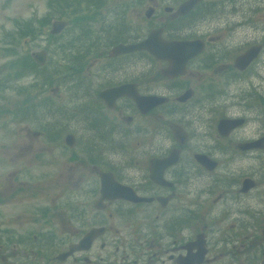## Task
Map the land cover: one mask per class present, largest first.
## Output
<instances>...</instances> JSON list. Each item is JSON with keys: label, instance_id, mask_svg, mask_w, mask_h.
Listing matches in <instances>:
<instances>
[{"label": "flooded vegetation", "instance_id": "obj_1", "mask_svg": "<svg viewBox=\"0 0 264 264\" xmlns=\"http://www.w3.org/2000/svg\"><path fill=\"white\" fill-rule=\"evenodd\" d=\"M151 1L156 23L146 30L117 36L101 23L69 40L75 26L65 24L48 37L60 48L65 36L69 47L68 73L57 78L67 94L55 106L62 138L53 139L58 151L50 158L68 162L57 171L67 179L53 203L35 208L26 235L0 234V264H264L262 0H196L182 14L185 0ZM151 29L199 50L184 62L181 43L170 59L109 54ZM78 40L94 57H78ZM28 57L34 62L33 53L15 56L12 68ZM121 86L123 93L110 96L107 90ZM134 95L165 100L142 112ZM37 102L38 122L47 129L49 105ZM101 173L111 175L103 195ZM116 185L123 196L112 194Z\"/></svg>", "mask_w": 264, "mask_h": 264}, {"label": "rangeland", "instance_id": "obj_2", "mask_svg": "<svg viewBox=\"0 0 264 264\" xmlns=\"http://www.w3.org/2000/svg\"><path fill=\"white\" fill-rule=\"evenodd\" d=\"M160 1L165 5L173 3V0ZM151 5V0H0V234L4 239L8 235L19 238L32 230L31 218L35 208L53 203L67 179L64 174L60 179L57 171L64 172L68 166L62 165L68 162L63 158L57 159L56 163L50 160L58 151L52 141L58 142V138H62V129L56 125L61 114L55 106L57 100L65 101L64 96L67 95L63 88H57V78L68 73L65 59L69 57V47L65 45V40H70L75 32L79 39L81 31L94 30L101 23L113 26L117 36L132 28L146 30L156 23L155 15L145 17V11ZM257 6L264 11V0L257 2ZM58 13L60 16L56 17ZM55 19L64 20L70 28H82L68 30L69 34H65L67 38L64 36L60 40L64 42L60 48H56L59 39L53 42L46 33ZM45 21V34H35L33 30ZM84 46L78 40V57H94V50L83 49ZM39 50L47 57L45 70L43 67L39 69L36 62H29L27 67L16 66V70L23 71V75H10L15 56ZM71 50L73 54L77 53L75 49ZM42 98L50 109L48 121L43 119L50 123L47 129L35 115V112L39 113L37 100L42 101ZM28 104L30 118L28 111H24ZM40 116L44 117L43 112ZM32 131L36 134L33 135ZM203 138L207 145L211 144L207 136ZM18 168L21 171L24 168V174L23 171L19 174L16 171ZM77 175L73 173V178ZM14 176L16 179H13ZM25 207L31 209L29 216L25 215ZM1 253L5 255L3 251ZM7 263L4 261L2 264Z\"/></svg>", "mask_w": 264, "mask_h": 264}, {"label": "water", "instance_id": "obj_3", "mask_svg": "<svg viewBox=\"0 0 264 264\" xmlns=\"http://www.w3.org/2000/svg\"><path fill=\"white\" fill-rule=\"evenodd\" d=\"M196 0H185L184 2H182L180 4V6L177 9V12L182 14L184 12H186L189 8H191V6L195 3ZM151 12V7L148 8V10L146 11L145 15L149 16ZM63 22L62 21H53L51 24V29L50 32L51 33H56L62 26H63ZM179 43H171L166 41L165 39H162L160 37V31L159 29H151L147 35L138 41L135 42H129V43H118L116 45H114L113 47H111V49L109 50V54L110 55H115V54H121V53H128V52H133V51H146L147 53H149L150 55H152L154 58H158V59H170L173 56V53L171 52L175 47H178ZM184 45V43H181V45ZM182 45V46H183ZM181 46V47H182ZM183 50L185 52V54L181 57L183 58V62L184 60H186L187 58L191 57L192 55L196 54L199 50V48L195 47L192 44H189V46H183ZM171 52V53H170ZM34 59L38 62L42 61V53L41 52H36L34 55ZM182 66L183 64H178L176 66ZM121 87H114L111 88L107 91H109L111 93L110 96H114L117 94H121L123 93V90L121 89ZM104 93V92H103ZM103 93H100L101 96L104 97ZM135 102L137 103L139 109L143 112L146 109H148L150 106H153L155 104L161 103L163 102L165 99L162 97H158V96H137L134 95L133 96ZM222 125L225 128H228V125L230 122L228 121H222L221 122ZM264 140V138H263ZM197 160L202 163L203 165L207 166L208 164V160L205 156L202 155H197ZM164 164H167V161L164 162ZM208 167V166H207ZM107 176H111L110 174H100V180H101V195H103V193H105L103 191V179ZM108 178V177H107ZM122 187L121 186H114L113 189H111L112 194H114L115 196H123L124 191L121 190ZM139 199V198H136ZM133 200H135V198L133 197ZM92 235V231H90V233L88 234V236ZM72 248L69 249L68 252H66L64 255L66 256L67 254H69L71 252ZM63 255V256H64Z\"/></svg>", "mask_w": 264, "mask_h": 264}, {"label": "trees", "instance_id": "obj_4", "mask_svg": "<svg viewBox=\"0 0 264 264\" xmlns=\"http://www.w3.org/2000/svg\"><path fill=\"white\" fill-rule=\"evenodd\" d=\"M46 22V21H45ZM41 25L43 24V23H40ZM83 49H87L85 46L83 47ZM81 50V49H80Z\"/></svg>", "mask_w": 264, "mask_h": 264}]
</instances>
